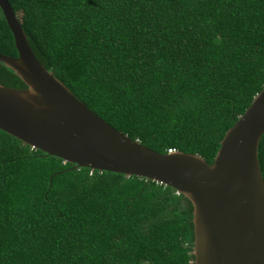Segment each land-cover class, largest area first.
I'll list each match as a JSON object with an SVG mask.
<instances>
[{"label": "trees", "instance_id": "16d2710c", "mask_svg": "<svg viewBox=\"0 0 264 264\" xmlns=\"http://www.w3.org/2000/svg\"><path fill=\"white\" fill-rule=\"evenodd\" d=\"M36 61L115 130L210 163L264 85V0H6ZM0 54L14 57L0 13ZM0 85L23 88L0 63ZM264 187V131L256 146ZM0 131V264H192L189 202Z\"/></svg>", "mask_w": 264, "mask_h": 264}, {"label": "water", "instance_id": "95a60500", "mask_svg": "<svg viewBox=\"0 0 264 264\" xmlns=\"http://www.w3.org/2000/svg\"><path fill=\"white\" fill-rule=\"evenodd\" d=\"M0 13L16 54H0V63L24 85H0V131L71 168L173 189L191 207L192 264H264V187L256 161L264 85L223 132L210 163L180 151L157 153L100 119L36 61L6 0Z\"/></svg>", "mask_w": 264, "mask_h": 264}, {"label": "built area", "instance_id": "2783aa9c", "mask_svg": "<svg viewBox=\"0 0 264 264\" xmlns=\"http://www.w3.org/2000/svg\"><path fill=\"white\" fill-rule=\"evenodd\" d=\"M166 152H167V153H171L172 150H171V149H166Z\"/></svg>", "mask_w": 264, "mask_h": 264}, {"label": "clouds", "instance_id": "9594fccd", "mask_svg": "<svg viewBox=\"0 0 264 264\" xmlns=\"http://www.w3.org/2000/svg\"><path fill=\"white\" fill-rule=\"evenodd\" d=\"M172 152H174V151H172ZM172 152H171V153H172ZM165 153H167V152L165 151ZM175 193H176V192H175Z\"/></svg>", "mask_w": 264, "mask_h": 264}]
</instances>
